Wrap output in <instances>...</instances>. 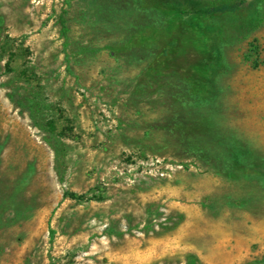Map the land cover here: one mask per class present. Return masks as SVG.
<instances>
[{"label":"rangeland","instance_id":"obj_1","mask_svg":"<svg viewBox=\"0 0 264 264\" xmlns=\"http://www.w3.org/2000/svg\"><path fill=\"white\" fill-rule=\"evenodd\" d=\"M0 264H264V0H0Z\"/></svg>","mask_w":264,"mask_h":264}]
</instances>
